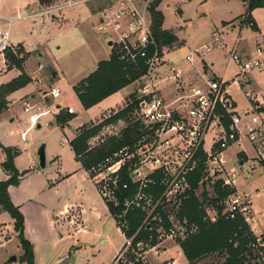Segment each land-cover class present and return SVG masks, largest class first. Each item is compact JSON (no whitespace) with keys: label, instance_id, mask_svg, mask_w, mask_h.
<instances>
[{"label":"rangeland","instance_id":"1","mask_svg":"<svg viewBox=\"0 0 264 264\" xmlns=\"http://www.w3.org/2000/svg\"><path fill=\"white\" fill-rule=\"evenodd\" d=\"M73 1L82 3L68 7ZM114 1L116 2V0H54L48 6H41L39 0L0 1V16L18 19L11 28L10 40L18 55H23V58L17 60L25 64L28 71L26 73L32 79L31 84L11 94L12 105L7 112L12 116L8 117L7 113L0 116V144L18 146L23 152L15 162V167L21 173L25 172V176L28 174L29 178L22 185L23 197H16V202H12L16 207L18 204H24V211L21 209V213L24 216L23 234L26 240L31 241L27 234L34 241L40 237L44 238L43 244L37 249L35 264H48L52 257L60 252L59 256H69L72 264H112L124 243L121 230L109 214L106 203L98 197L94 181L87 171L86 174L83 172V165L76 161L71 146L62 145L68 140L72 141L79 125L87 123L86 125L92 128L104 123L90 138L89 144L93 151L109 149L113 143L118 142L115 135L126 126L131 111L124 117L112 121L111 119L131 105L134 97L140 94L139 84L134 83L110 99L117 105L124 103L122 107H117L112 112H103L100 111L103 106L84 109L74 90L95 71L99 62L110 57L113 46H109V41L115 43L119 41L115 33L99 32V21L96 23L91 16V13L100 16ZM161 9L165 16V28L169 31L174 30L179 42L171 48L162 49L163 56L166 54V64L158 68V73L165 76L171 74L170 62H175L173 69L176 71L196 68L201 72L203 68H210L217 78L226 84L227 93L235 101L240 114L247 111L255 101L258 103L264 101V72L253 73L250 79L244 82V87H241L235 81L240 70L230 53L234 50L242 57H256L257 47L264 48L263 8L252 12V18L261 30L260 34L254 32L247 22L240 27L239 23L247 17V2L243 0H165ZM28 10L37 15L32 19L21 20L22 15L27 14ZM53 16H57L59 20ZM224 22L228 26L224 25ZM233 25L237 26L236 29H233ZM223 26L226 27L221 29ZM225 28H229L230 31L222 36L225 44L223 46L220 40L217 42L214 40L216 37L220 38V34L216 33V37L212 34L216 30L225 31ZM21 40H26L27 43L18 44ZM245 45L253 48V51L244 49ZM209 47L212 48L211 51H207ZM12 53L9 51L5 56H0L7 70L10 68ZM187 56H193V63L186 60ZM19 72L0 78V86L11 82L20 74ZM2 73L3 70L0 71V76ZM54 73L57 74L56 77H53ZM52 88L61 90V98L54 99L49 96ZM161 89L163 97L171 98L169 84L163 85ZM33 91L34 94L30 96ZM245 92L253 95L254 102L245 96ZM27 95L29 97L25 99ZM40 101H43V106L55 105L57 101L61 102L59 105L63 108L72 106L76 115L65 124V129H62L54 118L42 119L48 113L46 112L40 118L42 128L38 129L33 127L29 120L30 115L34 113L33 110L28 113L25 108L31 107L37 111L42 107L40 105L37 109L34 105ZM56 108L57 106L55 110ZM61 113L67 112L62 109L57 116ZM12 119L15 121L11 122ZM121 135L125 136L126 131H122ZM43 144L46 146L48 164L44 171L40 169L38 158V150ZM210 144L209 137L207 148ZM243 146V149L254 155L255 151L249 145ZM241 150L242 148H237L226 153L230 163L235 162L239 165V162L249 160L248 157L245 159L241 155L237 156ZM3 160L4 155L0 148V163ZM253 160L260 166L263 164L256 157ZM257 163L250 164V167L247 163L239 166L241 171L239 185L243 186L246 195H250V189L255 190L253 198L250 195L248 200L249 205L252 203L251 224L257 234H264V169ZM36 169L40 174H37ZM61 181L63 183L58 189L51 188L52 183L56 186ZM204 184L205 188L201 186L199 189L200 199L204 191L211 199H215L212 181L205 179ZM4 220L10 222L11 239L7 238L4 228L1 227ZM13 221L8 213L0 214V264H26L20 260L16 263L11 262L13 257L23 255L19 233L15 230ZM75 221L78 224H87L88 232L76 235L74 233L76 225H73ZM66 224L70 225V228ZM250 228L252 229L251 226ZM53 232H56L54 239ZM30 243L34 246L32 241ZM167 256L162 254L156 260L158 256L151 254L148 258L154 264L155 261L160 262L168 258ZM120 259L117 264L137 262L132 249L125 252ZM115 262L116 259L113 264ZM224 263L223 257L212 255L196 264ZM246 264L262 262L252 259Z\"/></svg>","mask_w":264,"mask_h":264},{"label":"built area","instance_id":"2","mask_svg":"<svg viewBox=\"0 0 264 264\" xmlns=\"http://www.w3.org/2000/svg\"><path fill=\"white\" fill-rule=\"evenodd\" d=\"M153 1L116 0L99 17L98 31L118 36L119 41H113V45L120 47L121 58L126 63H135L137 53L147 47L155 48L146 61L147 73L135 82L140 90L137 105L127 118L126 126L115 135L118 142H124L129 136V143L112 149L102 161L87 170L101 199L118 209L114 219L125 237L130 229L128 215L135 211L145 214L142 226L146 227L147 237L136 243L135 236L126 237V247L115 264L130 249L137 261L146 264L147 254L159 256L166 251L168 242L180 245L199 233L198 224L182 215L184 202L189 198L191 179L199 173L202 174L201 186L209 179L231 192L221 202V216L230 220L241 216L248 223L251 193L244 194L239 185L240 165L230 163L226 152L235 145L248 143L255 151L256 159L264 163V106L254 102L252 94L245 92L254 104L240 114L227 93L226 84L210 68L197 71L194 83L186 81L183 74L171 66V74L167 76L157 72L159 67L165 66L166 60L163 48L157 46L152 34L150 8ZM7 22L13 20L7 19ZM214 40L221 41L218 37ZM221 44L225 46L222 41ZM211 49L209 47L207 51ZM9 51L15 58H23L13 48L9 33L0 28V56ZM230 53L240 70L235 81L241 86L253 73L264 72V48L257 47L256 57H242L234 50ZM186 60L191 63L194 58L187 56ZM167 84L171 86L169 99L162 96L161 89ZM61 95L57 88L49 92L54 99ZM31 110V107L25 108L28 113ZM67 112L74 113L71 108ZM43 115L45 113H32L29 117L31 125L42 124L40 118ZM122 131H126L125 136L121 135ZM209 137L211 144L207 148ZM219 217L213 204L206 205L205 222L216 223ZM73 225H76V235L88 230L86 224L75 221ZM251 231L254 239L248 248L264 264V234ZM165 264L179 263L172 259Z\"/></svg>","mask_w":264,"mask_h":264},{"label":"trees","instance_id":"3","mask_svg":"<svg viewBox=\"0 0 264 264\" xmlns=\"http://www.w3.org/2000/svg\"><path fill=\"white\" fill-rule=\"evenodd\" d=\"M54 0H39L41 6H48ZM247 2V17L241 21L249 23L254 32H259V27L252 18V12L258 8L264 9V0H243ZM163 0H154L151 8L152 34L157 46L162 49L164 47H173L178 43L179 39L174 31L163 30L164 16L158 10ZM153 46L147 47L143 52L137 53L135 63H126L121 58L120 47L113 45L111 56L108 60L98 63L96 70L86 79L81 81L75 88V93L79 98L84 109H90L106 98L116 94L117 92L131 86L140 80L148 71L146 61L154 54ZM10 68L19 69L22 74L13 79L11 82L0 86V116L8 109V96L12 93L25 88L32 82V79L24 71L23 63L12 56ZM127 108L115 115L112 120L124 117L129 111H132L137 105V96ZM264 111V108H262ZM74 115L68 112L61 113L57 116V123L65 126L70 122ZM104 123L97 127L84 125L77 137L71 141L70 145L77 158L82 162L83 167L88 170L91 166L102 161L108 152L117 149L129 143V136H126L124 142H115L109 149H100L98 151L90 150L89 140L103 126ZM0 148L6 155V160L2 164V169L10 178L7 181H0V208L7 212L15 221V230L19 233V240L24 250V254L20 261L26 264H35L33 245L26 240L23 234L24 216L20 209L16 207L9 194L11 186H18L25 172L20 173L14 164V160L19 156L20 151L16 148H6L0 144ZM264 166V163L262 164ZM202 174H196L191 179V189L189 198L184 202L182 215L187 217L189 221L198 224L200 231L196 236L190 237L180 243L184 256L191 264L201 262L212 255H218L225 259L224 264H246L252 259L258 257L254 255L248 248L250 241L254 239V235L250 226L241 216L234 220L221 216L223 208L219 206L231 192L222 188L220 183L214 185L215 199H211L206 191L202 194V199L195 195V191L201 186ZM213 204L217 209L220 217L216 223L205 222L204 205ZM113 217L119 212L118 209L108 206ZM127 220L130 223L129 232L126 237L135 236L134 242L147 237L146 227L142 226L145 220V214L140 211L132 212L128 215ZM133 264H144L137 261Z\"/></svg>","mask_w":264,"mask_h":264},{"label":"crops","instance_id":"4","mask_svg":"<svg viewBox=\"0 0 264 264\" xmlns=\"http://www.w3.org/2000/svg\"><path fill=\"white\" fill-rule=\"evenodd\" d=\"M164 2H165V0H163V2L160 4V6H159V8H158V10L163 14V11H162V7H163V5H164ZM82 3V1H73V2H71L69 5H68V7H73V6H75V5H77V4H81ZM64 9V8H63ZM59 10V9H58ZM37 14H32V11L31 10H28V13L27 14H24V15H22L23 17H21V20H27V19H32V18H34L35 16H36ZM91 16L93 17V19H94V21L97 23V21H99V17L100 16H98L96 13H91ZM163 16H164V14H163ZM54 17V16H53ZM7 19H12L13 20V22L12 23H8L7 22ZM54 19H56V20H59V18H57V16H55L54 17ZM241 19H242V17H241ZM18 19H15V18H13V17H11V18H6V17H2V16H0V28L1 29H3L4 31H6V32H8L9 33V35H10V38H11V28H12V26H13V24L17 21ZM164 23H165V16H164ZM164 23H163V30H166V31H169L167 28H165V26H164ZM231 23H233V21L231 22ZM224 25L225 24H227L226 22H224L223 23ZM238 25V24H237ZM242 25L243 24H241L240 25V27H242ZM227 26H228V24H227ZM224 27H226V26H223L221 29H224ZM236 27L237 26H234L233 25V29H236ZM259 30H260V28H259ZM172 31H174V30H172ZM229 31H230V29L229 28H225V31H220V30H216V31H214L213 32V34L212 35H214V34H216V33H219L220 35H219V37H220V39H221V41H222V43L224 44V39L222 38V36L225 34V33H229ZM174 33L176 34V32L174 31ZM256 33H258V34H260L261 33V30L259 31V32H256ZM177 36V35H176ZM178 37V36H177ZM178 39H179V37H178ZM179 42V41H178ZM27 42H26V40H21L18 44H26ZM225 45V44H224ZM236 46V45H235ZM246 48H248V49H250V50H252L253 48H250V47H248V46H246L245 45V48L244 49H246ZM248 49H246V50H248ZM253 51V50H252ZM39 56H42L41 54H39ZM111 56V55H110ZM110 58V57H109ZM108 58V59H109ZM108 59H106V60H108ZM164 59L166 60V54H165V56H164ZM103 61V60H102ZM191 63H193V62H191ZM0 65H1V68H0V71H2L3 70V73H2V75L0 76V78H3V77H6V76H8V75H10V74H12V73H16L17 71H20L19 69H17V68H9V70H7L6 69V66H5V64H4V61L2 60H0ZM174 65H175V62H170V66L173 68L174 67ZM24 66V70H25V72H28L27 70H26V66H25V64L23 65ZM98 66V65H97ZM96 66V67H97ZM96 70V69H95ZM177 71H179L180 73L182 72V74H183V76H184V78H185V80L186 81H188L189 83H194L196 80H197V69L195 68L194 70L193 69H191L190 70V68L189 69H187L186 71H181V70H178L177 69ZM213 72V71H212ZM6 73V74H5ZM20 74L17 76V77H19L21 74H22V72L20 71L19 72ZM214 73V72H213ZM28 74V73H27ZM54 74H56V73H54ZM53 74V75H54ZM215 74V73H214ZM57 75V74H56ZM16 77V78H17ZM53 77H56V76H53ZM15 79V78H14ZM221 81V80H220ZM32 83V82H31ZM30 83V84H31ZM3 84H5V83H3ZM2 84V85H3ZM248 84H249V82H248ZM241 87H244V85L243 86H241ZM128 88V87H127ZM35 90H36V88H35ZM124 90V89H123ZM122 91V90H121ZM120 92V91H119ZM119 92H117L116 94H118ZM32 94H34V91L32 92V93H30L29 95L31 96ZM116 94H114V95H112V96H110V97H108V98H106L105 100H103L101 103H99L98 105H96V106H103V108H101V110L100 111H106V112H112L115 108H120V107H122L123 106V104L122 105H117V104H114V103H112L111 102V98H113ZM29 95H27V96H25V99L27 98V97H29ZM231 97V96H230ZM35 99L37 98V97H34ZM61 98V97H60ZM59 99V98H58ZM231 99H232V97H231ZM7 100H8V102H9V105H8V109L10 108V106L12 105V100H11V95H9L8 96V98H7ZM233 100V99H232ZM126 101V100H125ZM26 103H28V102H26ZM25 103V104H26ZM61 102H59V101H57L56 103H55V105H48V106H43V101H40V103L38 104L37 103V105H34V107H36L37 109H38V106H40L41 105V107L42 108H40V109H38L37 111H34V109H33V112L34 113H37V112H45V114H46V112H48L42 119H44V118H49V117H52V118H54L55 120L57 119V115L59 114V112L62 110V109H64V111H66L67 112V109L68 108H71V109H73V111H74V113L72 114V115H76V111H75V109L72 107V106H66V107H61L59 104H60ZM29 104V103H28ZM233 104H234V106L237 108V106H236V103H235V101L233 100ZM260 104L262 105V106H264V101L263 100H261L260 101ZM55 106H57V108H56V110H55ZM81 106H82V104H81ZM96 106H94V107H96ZM49 107V108H48ZM251 108V107H250ZM249 108V109H250ZM264 108V107H263ZM8 109L4 112V113H7L6 115H9V113L10 112H7L8 111ZM248 109V110H249ZM247 110V111H248ZM3 113V114H4ZM2 114V115H3ZM12 116V114H10L8 117H11ZM15 120L14 119H12L11 120V122H14ZM56 122H57V120H56ZM51 123V122H50ZM87 124V123H86ZM86 124H83V125H79L78 127H77V129L75 130V136H74V138L72 139V141L77 137V135L81 132V129L83 128V126L84 125H86ZM61 126V125H60ZM68 126H70V123H69V125ZM62 127V129H65V127L66 126H61ZM41 128H42V124H41ZM70 143H71V141H66V142H64L62 145L63 146H65V145H67V144H69L70 145ZM89 144V143H88ZM243 145H249L248 143H241V145H235V146H233V147H231L226 153L228 154L229 152H231V151H233V150H236L237 148H242V150L241 151H239V153L237 154V156L238 155H241L242 157H244L245 159H247V157L249 158V160H247V162H239V165L240 166H242V165H244V163H247V165H249V167L251 166L250 164H254V163H257V162H254V158L256 157V155H255V153H254V155H251L248 151H246V149H243ZM2 146H4V145H2ZM71 146V145H70ZM250 146V145H249ZM4 147H6V148H16V149H18L19 151H20V154H19V156H17L16 158H15V160H14V164H15V162L19 159V157L22 155V150L18 147V146H14V145H7V146H4ZM89 147H90V144H89ZM251 147V146H250ZM71 149H72V147H71ZM73 151V150H72ZM74 152V151H73ZM75 154V153H74ZM226 154V155H227ZM3 155H4V160H3V162H1L0 163V181H7V180H9V178H10V176L7 174V173H5L4 171H3V169H2V164L5 162V160H6V155L4 154V152H3ZM76 156V155H75ZM39 158V157H38ZM76 161H78V162H81V160L79 159V158H77L76 157ZM82 163V162H81ZM257 165L258 166H260V164H258L257 163ZM256 165V166H257ZM16 166V165H15ZM47 167H48V164H47ZM46 167V168H47ZM260 167H262L263 169H264V167L261 165ZM45 168V169H46ZM41 169V168H40ZM44 169V170H45ZM83 169H84V173L86 174V169L83 167ZM18 170V169H17ZM37 170V169H36ZM43 170V169H42ZM43 170V171H44ZM20 173H21V171L20 170H18ZM241 172V171H240ZM37 174H40V172L37 170ZM76 174V173H75ZM74 174V175H75ZM243 175V174H242ZM73 177V175H71V178ZM29 178V175L27 174L26 176H24V177H22L21 178V180H20V183H19V185L18 186H11L10 188H9V194H10V198H11V200L13 201V202H16V197H19V198H21V197H23V195L21 194V192H22V185H23V183L27 180ZM61 183H63L62 181L60 182V183H57L56 184V186H54V183H52L50 186H51V188L52 187H54V190H56V189H58L59 188V186L61 185ZM240 184H241V177H240ZM241 186V185H240ZM201 187V186H200ZM200 187H199V189H200ZM202 187L203 188H205L204 187V185H202ZM53 189V188H52ZM96 189V188H95ZM199 189H197L196 191H195V195L197 196V197H199L200 198V196L198 195V193L200 192L199 191ZM241 189L243 190V186L241 187ZM244 192H246L245 190H243ZM96 192H97V190H96ZM249 192L251 193V196L255 193V190L254 189H250L249 190ZM97 194H98V192H97ZM17 195H19V196H17ZM98 197L101 199V197L99 196V194H98ZM252 198H253V196H252ZM34 203L35 204H37V202L36 201H34ZM67 206V205H66ZM208 206V205H207ZM19 209H20V211H21V209L24 211V204H21V205H19L18 204V206H17ZM205 207H206V205H204V209H205ZM40 208H42L41 206H40ZM106 208L108 209V211H109V207H108V205L106 204ZM251 209H252V203H251ZM3 212H5V211H3L1 208H0V214H2ZM22 212V211H21ZM7 213V212H6ZM109 214L111 215V213H110V211H109ZM251 215H252V210H251ZM112 216V215H111ZM113 217V216H112ZM114 218V217H113ZM115 220V219H114ZM14 223H15V221H13ZM115 222H116V220H115ZM116 224H117V222H116ZM248 224H249V226H251L252 227V230H255L254 229V227L252 226V224H251V219L249 220V222H248ZM67 225V224H66ZM87 225V224H86ZM68 226V225H67ZM72 226V225H71ZM88 226V225H87ZM118 226V225H117ZM1 227H3L4 228V231H5V233L7 234V238L8 239H11V237H12V230L10 229V222L9 223H7L6 222V220H4L3 221V225L1 226ZM69 228H70V225L68 226ZM118 228L120 229V227L118 226ZM88 230H89V226H88ZM88 230H87V232H88ZM121 230V229H120ZM84 233H86V232H84ZM84 233H82V234H84ZM82 234H80V235H82ZM122 236H123V239H124V243H123V245H122V247H121V249L119 250V253H118V255L115 257V259H117V257L124 251V249H125V247H126V243H127V239H126V237H125V235H124V233L122 232V230H121V233H120ZM27 238L28 239H30L33 243H34V257H35V263H37V255H36V252H37V249H38V247H39V245H41V244H43V242H44V238H42V237H40V239L39 240H37V241H34L28 234H27ZM52 238L54 239V238H56V232H53V236H52ZM48 240H49V238L47 239V241H46V243L48 242ZM30 241V242H31ZM41 242V243H40ZM73 245V244H72ZM61 253V252H60ZM60 253H58V254H56L55 256H53L52 257V259L48 262V264H55V262L56 261H58L59 259H61V258H63V257H66V256H59L60 255ZM170 253H171V255H170ZM23 254H24V250H23ZM163 255H165V254H167L168 256V258H164L162 261H160V262H158V261H155V263L154 264H165L167 261H170V260H172V259H175L179 264H191L187 259H186V257L184 256V253H183V251H182V248H181V246L179 245V244H177V243H174V242H168L167 244H166V251L164 252V253H162ZM161 254V255H162ZM148 255V254H147ZM150 255L151 254H149L148 256H147V258H146V264H152L150 261H149V258L148 257H150ZM161 255H159L157 258H155L156 260L157 259H159L160 257H161ZM23 255H20V256H17V261L18 260H20L21 259V257H22ZM115 259L113 260V262H112V264L114 263V261H115ZM16 261V262H17ZM16 262H14V263H16Z\"/></svg>","mask_w":264,"mask_h":264},{"label":"water","instance_id":"5","mask_svg":"<svg viewBox=\"0 0 264 264\" xmlns=\"http://www.w3.org/2000/svg\"><path fill=\"white\" fill-rule=\"evenodd\" d=\"M242 23L240 22L239 25H241ZM109 46H113V41H109ZM53 76H56V74H54ZM38 129L41 128V124H39L37 126ZM38 157H39V166L41 169H45L47 167V160H46V146L43 144L39 150H38ZM17 259L15 257H13L11 259V262H16ZM55 264H72L71 263V259L69 256L63 257L61 259H59L58 261L55 262Z\"/></svg>","mask_w":264,"mask_h":264}]
</instances>
